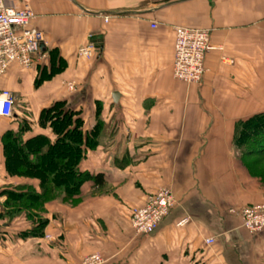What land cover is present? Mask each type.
Listing matches in <instances>:
<instances>
[{"label": "crops", "instance_id": "1", "mask_svg": "<svg viewBox=\"0 0 264 264\" xmlns=\"http://www.w3.org/2000/svg\"><path fill=\"white\" fill-rule=\"evenodd\" d=\"M23 3L46 56L0 77L16 98L13 117H0V264H81L93 253L105 264H264V232L250 234L238 214L264 200L242 177L233 141L236 123L264 110V0H8ZM178 25L212 29L219 48L201 83L173 75ZM88 42L99 51L86 60L79 49ZM53 49L66 67L40 81ZM59 100L81 111L87 129L104 123L82 169L103 173L101 189L111 190L88 199L98 186L85 182L82 204L59 207L65 220L47 212L46 235L22 238L30 222L7 213L4 190L20 181L7 171L2 139L23 118L33 121L27 136L52 137L39 116ZM162 187L176 203L153 234L138 235L131 209Z\"/></svg>", "mask_w": 264, "mask_h": 264}, {"label": "trees", "instance_id": "2", "mask_svg": "<svg viewBox=\"0 0 264 264\" xmlns=\"http://www.w3.org/2000/svg\"><path fill=\"white\" fill-rule=\"evenodd\" d=\"M49 57L50 70L47 67L41 69L40 81L66 67L58 50H51ZM39 125L49 129L52 137L44 133L27 136L32 131L33 121L23 118L19 130L6 132L2 139L9 174L20 173L26 178L40 181L39 185L30 186L29 190L23 186L4 190L7 213L15 217L24 211L26 219L35 223L20 231L22 238L46 235L49 219L43 213L50 200L58 199L63 194L65 201L78 202L85 182L93 181L98 188L105 185L103 173L82 169L88 153L99 144L104 126L101 120L87 129L81 111L74 109L66 100H59L41 110ZM233 141L241 151L240 160L244 166L264 182V110L239 120Z\"/></svg>", "mask_w": 264, "mask_h": 264}, {"label": "built area", "instance_id": "3", "mask_svg": "<svg viewBox=\"0 0 264 264\" xmlns=\"http://www.w3.org/2000/svg\"><path fill=\"white\" fill-rule=\"evenodd\" d=\"M35 13L29 3L22 6L8 4V0H0V77L3 76L13 63L24 68L33 66L36 60L44 58L41 45L45 40L44 32L31 25ZM153 27H157L153 24ZM174 77L186 84L201 83L206 72L205 60L207 54L219 48L212 42V29L175 26ZM99 51L98 46L88 42L79 49V56L91 59ZM70 90H76L75 83L70 82ZM16 98L13 91L0 87V117L12 118ZM176 203L172 189L162 187L150 194L144 205L131 209L130 221L138 235H151L167 217ZM232 212H235L232 210ZM238 214L244 227L251 234L264 232V202L243 207ZM189 219L181 220L178 225L183 226ZM50 238V237H49ZM207 244L215 243L214 238H208ZM101 253H93L81 261V264H105Z\"/></svg>", "mask_w": 264, "mask_h": 264}, {"label": "rangeland", "instance_id": "4", "mask_svg": "<svg viewBox=\"0 0 264 264\" xmlns=\"http://www.w3.org/2000/svg\"><path fill=\"white\" fill-rule=\"evenodd\" d=\"M235 152L237 154V157L239 158L240 160V155H241V151L239 149H237L235 147ZM240 164H241V167L245 170V175L242 174V177H247L248 178V181H250L253 185V193L256 195V196H260L261 199L264 200V182L261 181V179L253 176L249 170L244 166V164L242 163V161L240 160ZM263 165H264V161H263ZM24 173V171H23ZM12 176H15L14 178L18 179L20 181L19 185L18 186H23V188L26 189L27 187V190H29L30 186H37L40 184V181L39 179L37 178H26V176H23V175H20V173L18 174H11ZM107 190H111L107 187L104 188V191L103 189L101 188H98L96 189L95 191L92 192V197L91 198H88V199H92L93 197L95 196H98V195H101V194H104L105 192H108ZM63 194L60 195V197H58V199H53V200H50L44 207V213H43V216L47 218L48 214H51L53 213L52 215H54L57 219L59 220H63L64 217L66 216V212L63 214L61 211H59V207H62V208H66L67 207H70V208H74L80 204H82L84 202V197L81 196L80 200L78 202H71V201H65L63 199ZM87 200V199H86ZM49 210V211H48ZM26 212H22L21 214H17L15 215V217H21L23 218L24 220L26 219ZM131 218V217H130ZM65 220V219H64ZM27 223H29V219H26L25 220ZM33 223V224H32ZM35 223L34 222H30V225L33 226ZM91 255V254H90ZM89 255L85 256L83 258V260L88 257ZM106 260V259H105Z\"/></svg>", "mask_w": 264, "mask_h": 264}, {"label": "water", "instance_id": "5", "mask_svg": "<svg viewBox=\"0 0 264 264\" xmlns=\"http://www.w3.org/2000/svg\"><path fill=\"white\" fill-rule=\"evenodd\" d=\"M41 49H42V51L43 52H45L46 51V47L44 46V44L42 43V45H41ZM115 96V100H116V94L114 95Z\"/></svg>", "mask_w": 264, "mask_h": 264}]
</instances>
